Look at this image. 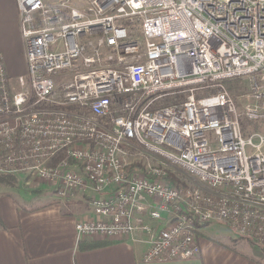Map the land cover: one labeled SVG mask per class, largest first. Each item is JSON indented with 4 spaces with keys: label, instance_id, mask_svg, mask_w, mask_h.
Here are the masks:
<instances>
[{
    "label": "built area",
    "instance_id": "obj_1",
    "mask_svg": "<svg viewBox=\"0 0 264 264\" xmlns=\"http://www.w3.org/2000/svg\"><path fill=\"white\" fill-rule=\"evenodd\" d=\"M15 3L26 75L0 57V175L86 195L77 237L144 244L145 263L197 258L210 223L264 247V0ZM142 153L157 164L129 168Z\"/></svg>",
    "mask_w": 264,
    "mask_h": 264
},
{
    "label": "crops",
    "instance_id": "obj_2",
    "mask_svg": "<svg viewBox=\"0 0 264 264\" xmlns=\"http://www.w3.org/2000/svg\"><path fill=\"white\" fill-rule=\"evenodd\" d=\"M59 1L63 0H45V3L55 5ZM73 6L82 9L84 4L77 1ZM0 57L9 79L16 82L19 76H25V51L15 0H0ZM87 200L86 195L78 193L61 200L64 203L57 202L53 196L45 203L25 206L10 194L0 193V264H261L234 246L201 242L199 238L197 258L162 263L143 262L146 245L132 243L128 238L79 239L75 224L90 216ZM81 242L108 244L83 250L78 246Z\"/></svg>",
    "mask_w": 264,
    "mask_h": 264
},
{
    "label": "rangeland",
    "instance_id": "obj_3",
    "mask_svg": "<svg viewBox=\"0 0 264 264\" xmlns=\"http://www.w3.org/2000/svg\"><path fill=\"white\" fill-rule=\"evenodd\" d=\"M137 36V34H136ZM26 75V74H25ZM10 83H14V79H9ZM246 85L245 82L240 79L238 82L229 83L227 85V89L231 92L236 94L237 89H243L245 90ZM237 95V94H236ZM236 98V97H235ZM179 99V97L174 98H164L162 100H159L156 103V107L158 106H168L170 104H173ZM244 131L249 132L251 130H254L256 128V125H253V123H246L245 120L242 121ZM127 163L130 164V166H133V168H142L145 165H156L154 159H151L149 155H146L144 153L136 154V155H129L126 159ZM169 172V180L173 181L176 185H185L187 180L185 177L188 178V175L184 173H176L171 169H168ZM178 175V177L175 176ZM20 175V174H19ZM8 176L14 177V181L10 180L9 184L0 183V193L5 192L7 194H10L15 198V201L17 203H21L22 205L29 206L30 204L35 203H45L48 198H53L55 196L53 189H51L49 186L43 185L38 179H36L32 175L23 174V177L17 176V174H6V175H0V177H5L3 179H8ZM178 181V183H175V181ZM25 180V181H23ZM8 183V182H7ZM27 183V184H26ZM56 197V196H55ZM25 199V200H23ZM27 199H29V202H25ZM56 201L60 203H64L63 201L59 200L56 197ZM90 212L91 208L88 207ZM201 232V234H200ZM197 237L199 240L210 242V243H226L230 246H234L242 251H245L249 253L251 256H253L255 259L259 260L261 264H264V250L261 249V247L255 245L252 243V241L248 240L245 237L239 236L238 233L230 226L223 224V223H210L206 224L205 226H202L197 231Z\"/></svg>",
    "mask_w": 264,
    "mask_h": 264
},
{
    "label": "trees",
    "instance_id": "obj_4",
    "mask_svg": "<svg viewBox=\"0 0 264 264\" xmlns=\"http://www.w3.org/2000/svg\"><path fill=\"white\" fill-rule=\"evenodd\" d=\"M242 127H243V124H242ZM243 129H244V127H243ZM62 159H66V156L64 154H59V155H57L54 158L52 164L57 162V161H59V160H62ZM129 168H133V166H130ZM3 178H5V177H0V183L2 182V183H5V184H9L10 180H12V182L14 181V179H13L14 177H12V176H8V179H3ZM174 181H175V183L179 184L178 181H176V180H174ZM10 184H11V182H10ZM205 225L206 224L198 225V228H200L202 226H205ZM107 244L108 243H105V242H102V243L101 242H90V243L81 242V243L78 244V246H79L80 249L86 250V249H94V248L101 247V246H104V245H107ZM261 249L264 250V247H261Z\"/></svg>",
    "mask_w": 264,
    "mask_h": 264
}]
</instances>
